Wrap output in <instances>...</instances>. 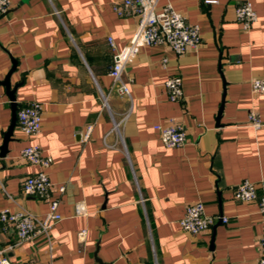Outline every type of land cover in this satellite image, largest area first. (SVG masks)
<instances>
[{"label": "crops", "instance_id": "1", "mask_svg": "<svg viewBox=\"0 0 264 264\" xmlns=\"http://www.w3.org/2000/svg\"><path fill=\"white\" fill-rule=\"evenodd\" d=\"M170 1L199 25L202 42L180 55L166 45L142 48L122 74L130 96L109 76V37L122 48L139 22L122 0H11L0 18V81L15 59L18 106L42 107L39 134L28 137L16 124L1 157L0 210L48 212L46 200L23 192L40 167L20 152L37 143L52 158V197L61 198L63 216L51 247L43 236L19 242L14 226L0 223V250L8 248L13 264H258L259 206L234 191L249 180L264 194V126L256 130L248 119L253 110L264 121V92L252 87L264 80V0H249L258 16L249 29L236 18L245 0ZM172 75L183 80L179 101L165 87ZM11 119L0 84V145ZM171 119L187 132L181 147H167L154 128ZM197 201L227 222L184 231L179 221Z\"/></svg>", "mask_w": 264, "mask_h": 264}, {"label": "built area", "instance_id": "2", "mask_svg": "<svg viewBox=\"0 0 264 264\" xmlns=\"http://www.w3.org/2000/svg\"><path fill=\"white\" fill-rule=\"evenodd\" d=\"M157 1L122 0L126 7L138 13L139 22L129 42L122 48H117L112 37L108 39L112 49H114L113 64L109 71V76L119 84L118 89L121 95L130 96V88L123 81L122 74L126 64L137 56L142 48L153 45H166L180 55L188 50L197 49L202 42L198 24L188 22L187 17L175 9L170 0H167L161 8H158ZM10 5L11 0H0V18L6 14ZM257 17V12L251 1L245 0L237 5L236 18L243 24L244 28H251L257 21ZM161 65L163 68L167 67L168 59L166 57L162 58ZM182 81V77L179 75H172L165 81V87L171 101H179L184 97ZM252 87L255 92H264V80H253ZM248 119L250 125L256 130L264 126L262 118L253 110L249 113ZM120 125L121 122L114 120L113 129L119 134ZM17 126L24 135L31 138L37 136L42 128L41 105L35 101L21 105L17 111ZM92 128V125L87 128L83 136L84 140L88 139ZM154 128L167 147H181L188 140L184 126L173 119L168 123H157ZM20 154L26 162L40 167V170L26 176L24 179V194L46 200L49 210L44 216H39L24 208L19 211L4 208L0 210V223L4 226V229L9 224L14 226L19 242H27L43 236L51 247V230L63 218L59 211L61 198L52 197L53 186L48 173L52 158L44 155L41 146L37 143L25 146ZM58 191L62 194L65 191V187L60 186ZM234 197L241 201L258 203L263 224V234L260 241L261 256L258 264H264V194L259 195L257 186L253 182L243 180L236 186ZM216 218L227 222L225 217L206 214L204 203L197 201L186 206L184 216L179 223L184 231L200 234L207 231L214 224ZM84 234L85 232H81L80 236L83 238ZM7 249L0 250V264H13L6 255Z\"/></svg>", "mask_w": 264, "mask_h": 264}, {"label": "water", "instance_id": "3", "mask_svg": "<svg viewBox=\"0 0 264 264\" xmlns=\"http://www.w3.org/2000/svg\"><path fill=\"white\" fill-rule=\"evenodd\" d=\"M12 63H13V65H12L11 69L9 70V72L7 73L5 78L0 81V84L5 86V88H6V94L10 99L11 109H12L11 123H10L7 131L4 132L2 144L0 145V156L1 157L6 156V154L8 153V143L12 139L11 137H12L14 128L17 124V111L19 108L18 103L16 101V90H17L18 86L20 85V83L12 86L11 82H10L11 75L16 69L17 61L15 59H12Z\"/></svg>", "mask_w": 264, "mask_h": 264}, {"label": "trees", "instance_id": "4", "mask_svg": "<svg viewBox=\"0 0 264 264\" xmlns=\"http://www.w3.org/2000/svg\"><path fill=\"white\" fill-rule=\"evenodd\" d=\"M21 106V105H20Z\"/></svg>", "mask_w": 264, "mask_h": 264}]
</instances>
